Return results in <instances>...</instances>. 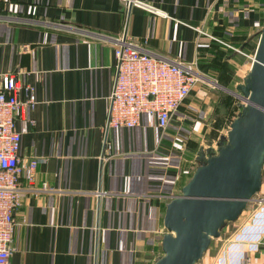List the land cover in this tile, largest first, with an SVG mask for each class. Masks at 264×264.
I'll use <instances>...</instances> for the list:
<instances>
[{
	"label": "crops",
	"instance_id": "0c3cea01",
	"mask_svg": "<svg viewBox=\"0 0 264 264\" xmlns=\"http://www.w3.org/2000/svg\"><path fill=\"white\" fill-rule=\"evenodd\" d=\"M131 1L0 0V75L15 73L35 98L16 121L20 163L38 159L33 183L21 177L7 264H152L162 254L166 204L194 171L186 151L212 123L219 93L250 69L264 0ZM122 35L204 77L164 130L144 118L106 128ZM257 210L248 204L201 264L217 263ZM247 264L264 260L256 254Z\"/></svg>",
	"mask_w": 264,
	"mask_h": 264
},
{
	"label": "built area",
	"instance_id": "2783aa9c",
	"mask_svg": "<svg viewBox=\"0 0 264 264\" xmlns=\"http://www.w3.org/2000/svg\"><path fill=\"white\" fill-rule=\"evenodd\" d=\"M122 1L127 7L132 4L131 0ZM133 4L153 11L142 3ZM114 57L115 76L106 123L110 129H131L142 118L148 123L155 122L160 130L166 129L192 89L204 79L194 65L154 57L128 41L125 35L114 42ZM22 92L27 97L20 101ZM34 104L32 87L24 85L15 73L0 75V264H7L13 251L14 213L21 205L23 173L26 172L27 186L34 181L38 159L21 165V135L16 129L17 119ZM254 201L259 205L255 217L248 219L241 232L228 241L215 264H247L256 254L264 260V199L256 196Z\"/></svg>",
	"mask_w": 264,
	"mask_h": 264
},
{
	"label": "water",
	"instance_id": "95a60500",
	"mask_svg": "<svg viewBox=\"0 0 264 264\" xmlns=\"http://www.w3.org/2000/svg\"><path fill=\"white\" fill-rule=\"evenodd\" d=\"M130 7V4L129 6ZM240 112L215 147L199 146L196 167L163 215L162 254L152 264H197L213 239L260 191L264 164V22L249 71L234 89Z\"/></svg>",
	"mask_w": 264,
	"mask_h": 264
},
{
	"label": "rangeland",
	"instance_id": "374dc122",
	"mask_svg": "<svg viewBox=\"0 0 264 264\" xmlns=\"http://www.w3.org/2000/svg\"><path fill=\"white\" fill-rule=\"evenodd\" d=\"M237 56L239 59L242 60V56H240L239 54ZM238 102H239V99H237L236 97H233L230 94L228 95L227 93H224V92L219 93V96L216 102V110L214 112V115L211 118L212 123L210 124L206 132L202 135V137L197 142L192 143L188 151H186L187 160H192L195 162V155L199 147V144H202V146L204 147H208V146L215 147L216 142H218L219 140V136L226 134L227 130L229 129L230 122L240 112V109L237 107ZM195 167H196V164L193 165V170L195 169ZM246 214L247 213H244V215L241 216V219H240L241 221L245 219ZM234 223H228L224 227V229H226L227 227L228 228L225 230V232H222L224 230L223 229L218 238L220 237L224 238V236L230 234V232L233 229H235V226H233ZM218 238L212 240L210 247L207 251L208 254H212L214 252V245L218 242L217 240ZM200 261H202V259Z\"/></svg>",
	"mask_w": 264,
	"mask_h": 264
}]
</instances>
